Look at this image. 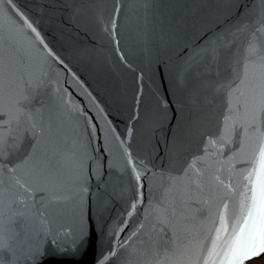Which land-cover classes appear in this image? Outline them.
<instances>
[{
  "label": "snow or ice",
  "instance_id": "6c2138e0",
  "mask_svg": "<svg viewBox=\"0 0 264 264\" xmlns=\"http://www.w3.org/2000/svg\"><path fill=\"white\" fill-rule=\"evenodd\" d=\"M99 2L0 0V264H264V0ZM90 13L135 74L115 116L40 27Z\"/></svg>",
  "mask_w": 264,
  "mask_h": 264
},
{
  "label": "water",
  "instance_id": "95a60500",
  "mask_svg": "<svg viewBox=\"0 0 264 264\" xmlns=\"http://www.w3.org/2000/svg\"><path fill=\"white\" fill-rule=\"evenodd\" d=\"M21 8L26 9L33 15L39 13L34 10L35 0H17ZM113 5L111 0H100L97 8L103 10L105 16L109 15ZM217 8V0H206L205 3L194 5L192 0H158L155 8L157 17L160 14H170L175 11L187 17L196 15H210ZM123 22V20H122ZM61 25H64L63 27ZM41 30L46 34L49 43L62 55L71 65L83 81L95 95L109 107L110 112L116 115L114 100H127L131 97L134 88L135 74L123 63L120 62L118 54L114 52V43H109L100 28L89 14L88 22L83 24L81 29H75L68 23L66 16L48 22L47 15L40 24ZM195 39V34L191 36ZM135 40V33L129 32L123 38L122 47L131 46ZM84 52L81 56L79 53ZM138 62L136 57H130ZM73 92L78 89L73 88ZM123 119V117H121ZM121 131L124 125L118 124ZM86 260L91 262L92 255L89 254ZM46 264H69L64 258L57 257L49 249L46 257Z\"/></svg>",
  "mask_w": 264,
  "mask_h": 264
},
{
  "label": "rangeland",
  "instance_id": "374dc122",
  "mask_svg": "<svg viewBox=\"0 0 264 264\" xmlns=\"http://www.w3.org/2000/svg\"><path fill=\"white\" fill-rule=\"evenodd\" d=\"M250 264H261L260 260L251 261Z\"/></svg>",
  "mask_w": 264,
  "mask_h": 264
}]
</instances>
